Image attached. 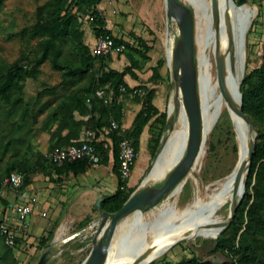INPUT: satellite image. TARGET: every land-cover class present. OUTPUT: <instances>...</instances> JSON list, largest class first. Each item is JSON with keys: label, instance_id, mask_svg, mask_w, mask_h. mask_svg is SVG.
<instances>
[{"label": "rangeland", "instance_id": "rangeland-1", "mask_svg": "<svg viewBox=\"0 0 264 264\" xmlns=\"http://www.w3.org/2000/svg\"><path fill=\"white\" fill-rule=\"evenodd\" d=\"M70 2L71 0H68L65 4L64 13L69 8L79 15L81 28L84 31V42L91 48L96 38V27L99 25L97 15L93 13V8L78 10L74 3ZM247 4L255 7L257 14L247 32L248 63L245 74L262 63L264 40V33L259 29L264 25V1L247 0ZM57 5L56 0H0V67L9 70L17 63L31 64L35 55L25 53L24 34L37 31ZM98 7L102 9L112 33L131 45L140 47L144 52V55H141L126 47L119 55H115L117 64L114 67L118 69H123L130 64L127 56L129 53L133 54L140 62V68L137 69L140 83L136 86L140 92L124 96L133 100L144 99L146 93L142 87L147 85L149 88H155V104L161 112L167 113V118L160 117L159 120H155L156 117H153L147 125V151H151V147L153 148L155 144L161 142L160 137L167 129L170 100L175 89L172 70L168 65L166 54L165 36L168 28L166 2L165 0H100ZM39 40L40 35H37L32 43L36 44ZM64 57H71L74 60L78 58V53L70 43L65 45ZM112 58L111 55L110 59ZM90 82L88 75L71 82L70 74L68 75L65 70L55 69L47 60L39 67L36 78H28L24 81V108L39 111L42 105L50 103L52 107L39 112L41 114H38V122L34 123L41 125L42 120L47 117L55 105L67 100L68 96L74 92L84 91L86 87L90 86ZM9 109L8 101L0 99V144L7 143L17 135V131L11 129L13 123L16 125L21 123L25 129L35 130L32 127L34 119L30 113L26 115L24 122L20 113L13 116L8 115ZM223 122L218 123L211 132L206 145L205 158L199 170L195 172V177L187 179L178 199L179 207H184L193 198L197 185L204 186L208 182L228 174L234 168L238 159V147H236L232 128L225 121ZM263 127L264 119L256 120L255 129ZM22 133L24 130L20 134ZM12 151L14 149H11L2 161L3 168L13 160ZM148 155L151 156L150 161L137 188L142 184L152 168L153 161H155L156 155L155 157H152L151 153ZM142 157L145 160L144 155ZM31 159L34 161L36 158ZM258 167L259 165L254 172L252 184L248 190L250 199L247 201L246 198L247 204L239 221L226 228L216 239L210 235L187 234L183 238L173 241L166 252L150 264H177L188 262L198 256L214 259L217 264H220L230 258L238 259L242 252H246L254 264H264V179L257 176ZM129 179L130 177L125 182L128 183ZM257 190L258 194H256ZM105 204L109 207L108 203ZM65 208V212H67L68 205ZM49 218L50 216L44 219L48 221ZM100 219L99 209L94 208L92 213H89L83 221L74 223L73 227L69 226L71 222L57 221L53 223L50 228V230H54L53 233L66 231L69 235L73 236L78 233L79 236L76 238L77 240L68 238V240H64L66 242L63 241L62 244L54 248L53 256L47 264H81L92 249V240ZM0 236L1 254L9 247L5 242L1 227ZM54 238L55 234H52L50 239ZM218 240L222 244V248H219L216 253L210 254ZM236 248L240 249L241 253H235L234 249ZM39 258L40 256H37L28 260V257V259L26 258L28 261L18 258L17 264H37Z\"/></svg>", "mask_w": 264, "mask_h": 264}, {"label": "trees", "instance_id": "trees-1", "mask_svg": "<svg viewBox=\"0 0 264 264\" xmlns=\"http://www.w3.org/2000/svg\"><path fill=\"white\" fill-rule=\"evenodd\" d=\"M68 0H56L57 6L53 8L48 18L34 33L30 32L24 34V51L25 53H32L35 55L30 65H22L17 63L11 69L6 70L0 67V99H6L10 104V109L7 114L10 116L21 114L22 120L25 122L26 115L30 113L34 119L32 127L35 130L27 128L24 125L13 123L12 130L17 131L14 139L7 143L0 144V178H4L13 171L26 172V186L30 184L31 177L35 173L45 172L48 168L53 167L58 173L73 171L75 173L85 171L88 168L107 163L110 159L109 148L105 146L104 141L98 138L104 132L106 127L111 129V136L114 140V156H115V170L119 174V186L115 193L106 196L101 204V207L107 211L115 212L119 210L124 203L129 199L130 195L135 191L136 187L129 188L124 179L120 176V160L118 147L121 140V129H114L111 127V121L116 120L119 124L123 119V103L120 98L123 94L122 87L127 88V92L123 95H131L137 87H131L126 75L131 74L133 77L137 76L136 70L140 68V62L131 53L127 56L130 64L123 69H118L110 65V57L97 58L92 54V47L90 48L83 39L84 31L81 28L80 17L77 13L72 12L69 8L64 13L65 4ZM264 1V0H263ZM100 0H71L78 10H85L93 8V13L97 15L98 26L96 27V36L101 34L104 18L97 12L96 6ZM109 33L112 34L111 29ZM40 35V40L36 44L32 40ZM116 43H125L126 47L132 49L134 52L144 55L143 50L130 44L121 37H114ZM71 44L78 53V58L75 60L71 57H64L65 45ZM262 63L260 66L253 68L249 73L245 74L244 80L241 84V91L243 93V111L248 114L254 126L256 127V120L264 119V40L262 49ZM47 60L51 62L55 69L65 70L70 74L71 82L80 80L82 76L88 75L90 78V86L86 87L82 92H74L68 96L67 100L61 101L55 105L49 112L47 117L42 120L41 125L34 124L38 122L39 112L45 111L46 108H51L50 103H45L39 111H33L24 108L25 99L23 91L25 88L24 81L28 78H36L38 76L39 67ZM154 77V75H153ZM98 86L104 87L108 92L113 91V99L110 103H105L103 99H97L91 111L89 98L95 92ZM146 93L145 98H137V101L143 102V108L137 114L134 127L131 131L126 132V135L133 140L136 150L139 152L140 139L145 127L149 124L153 117L159 120L160 117L167 118L166 112H161L160 108L155 104L156 89L149 88L147 85L142 87ZM135 95V94H134ZM92 113V117L89 115ZM96 133V146L101 156L99 163H93L88 159H79L72 162H65L63 165L44 162V154L39 151H34L28 155V150L32 148L31 139L40 131L49 130L51 133L50 149L61 148L73 144H78L81 134L86 127ZM15 127V128H14ZM24 133L20 134L21 132ZM33 130V131H32ZM67 130L66 133H64ZM162 138V137H160ZM155 144L151 147L152 157H155L157 148ZM12 151V161L3 168L2 161L7 153ZM31 158H36L34 161ZM257 176L264 179V127L257 128V138L255 144V151L252 159L251 170L246 181V193L242 202L240 203L237 214L233 222L227 227L233 226L242 218V212L246 207L247 201L250 199L248 193L249 187L252 184L254 172L257 166ZM123 187V188H122ZM2 184L0 180V193ZM259 191L257 190L258 194ZM3 202H6L2 198ZM105 203H108L109 207ZM98 209V207H96ZM53 231L50 233L52 236ZM50 236L45 239V243L50 240ZM1 238V236H0ZM217 238V237H214ZM222 248L220 241H216L214 248L210 254ZM235 253H241L240 249H234ZM18 257L11 247H7L0 254V264H17ZM177 264H217L214 259H207L206 257H196L188 262H180ZM220 264H254L252 258L246 253L242 252L238 259H229Z\"/></svg>", "mask_w": 264, "mask_h": 264}, {"label": "bare ground", "instance_id": "bare-ground-1", "mask_svg": "<svg viewBox=\"0 0 264 264\" xmlns=\"http://www.w3.org/2000/svg\"><path fill=\"white\" fill-rule=\"evenodd\" d=\"M216 1L217 10L213 7V0H181L195 12V66L203 125L208 131V138L220 122L225 121L232 128L238 147L237 162L228 174L204 186L197 185L193 198L184 207H179L178 199L187 180L171 190L157 206L124 216L117 225L104 264H150L161 257L173 241L187 234L219 237L235 204L245 195L248 173L245 171L238 182L236 168L248 159V145L253 131L235 108L240 106L237 87L243 72L242 25L248 16L251 25L257 9L249 4L239 6L235 0ZM167 24L166 54L168 65L172 68L174 50L181 33L178 21L168 14ZM218 56L225 62L228 97L218 80ZM247 56L246 42V68ZM169 110L176 116L175 125L146 177V185L161 187L167 174L183 159L188 149L189 118L182 93L176 89L173 90ZM205 155L206 152L199 157L187 179L195 177Z\"/></svg>", "mask_w": 264, "mask_h": 264}, {"label": "water", "instance_id": "water-1", "mask_svg": "<svg viewBox=\"0 0 264 264\" xmlns=\"http://www.w3.org/2000/svg\"><path fill=\"white\" fill-rule=\"evenodd\" d=\"M165 1L167 14L170 17H174L178 21L181 33L180 39L178 40L174 50L173 67L171 70L175 82V89L178 93H182L184 104L188 113L190 126L188 149L183 159L167 174V177L161 187H154L145 184L146 177L150 173V170L144 178L142 184L130 195L129 199L119 210L111 212L103 209L101 204L105 198L100 197L98 199L97 207L101 214V219L97 223L98 226L92 240V249L81 264H104L119 221L124 216L131 214L134 211L149 210L150 208L157 206L171 190L181 184L184 180H187L191 169L194 167L199 157L206 152L208 131L203 125V114L198 94L197 72L195 66V12L181 2V0ZM235 2L239 6L247 4V0H235ZM213 7L217 10L216 0H213ZM249 21L250 16L245 18L242 25L241 54L243 57V72L237 87L240 106L236 107L235 110L238 114L245 118L246 122L253 131V135L248 145L247 161L241 163L236 168V178L238 182L242 179L245 171L249 176L257 138V130L255 129V126L248 114H246L242 108L243 93L241 91V84L246 72L245 47ZM217 70L220 87L223 93H225L228 97L226 92V67L224 59L221 56H218L217 58ZM175 121L176 116L171 114L169 110L167 129L162 135L155 161L166 145L169 139V132L173 129ZM155 161H153L152 168ZM244 186H246V183ZM241 202L242 199H239V201L235 204L230 214V218L224 226L222 232L233 222ZM54 247L55 244L53 242L49 243L47 249L40 256L37 264H47L53 256Z\"/></svg>", "mask_w": 264, "mask_h": 264}, {"label": "crops", "instance_id": "crops-1", "mask_svg": "<svg viewBox=\"0 0 264 264\" xmlns=\"http://www.w3.org/2000/svg\"><path fill=\"white\" fill-rule=\"evenodd\" d=\"M259 29L264 33V25ZM115 55L119 54H112L114 58L110 59L112 67L117 64ZM136 73L138 74L137 70ZM125 78L133 88L140 83L138 75L133 77L131 74H127ZM120 101L123 103L124 115L120 123L121 132H128L133 129L135 118L143 108V102L126 98L124 95L121 96ZM147 130L148 127L146 126L141 135L138 159L127 183L129 188H137L150 161L151 156L149 157L148 154L151 151H147ZM66 132L67 130L64 133ZM98 139L104 141L105 146L110 149V159L107 163L94 165L78 173L73 171L58 173L55 168L50 167L45 172L33 174L30 184L25 189L17 193L10 190L4 193L3 198L6 202H3V204L6 207L11 205L15 199L32 200L38 205L37 212L30 216V233L22 234L19 237L20 249L15 252L18 258L26 261L29 257L28 260H32L33 257L41 256L51 242L56 243L54 247L56 248L68 238L77 240L78 233L71 236L65 231L63 233H53L55 238L53 240L50 239L47 243L44 242L50 236V233L54 232L53 229L50 230L53 223L57 221L61 223L71 222L69 226L73 227L74 223L83 221L89 213H92L94 208L97 210V201L100 197L105 198L115 193L119 186V174L115 170L114 140L111 136V129L106 127ZM31 144L32 148L28 150V155L34 151H39L43 154L47 152L51 144L50 131L38 132L31 139ZM142 155H144L145 160H143ZM67 205L68 211L65 212ZM42 211H46L47 214L43 216L41 214ZM48 216H50L49 220L45 221L46 219L44 218ZM47 230L50 231L48 232Z\"/></svg>", "mask_w": 264, "mask_h": 264}, {"label": "built area", "instance_id": "built-area-1", "mask_svg": "<svg viewBox=\"0 0 264 264\" xmlns=\"http://www.w3.org/2000/svg\"><path fill=\"white\" fill-rule=\"evenodd\" d=\"M96 10L104 18L105 24L102 27V33L95 38L94 45L92 46V54L97 58L105 57L108 59V57L114 53L120 54L123 52L126 48V44L115 42L114 37L117 35L109 33L110 27L108 26V21L102 9L98 7V4ZM122 92L123 94L126 93L127 88L122 87ZM138 92H140V90L135 88L131 95L137 94ZM97 99H103L105 103H110L113 99V91L108 92L104 87L98 86L89 98L91 111ZM89 117H92V113ZM111 127L114 129H122L121 125L116 120L111 121ZM96 139L95 131L86 125L78 144L48 150L44 153L43 161L63 165L65 162L88 159L93 163H99L101 156L96 146ZM119 147L120 176L122 179L126 180L131 176L139 154L133 140L126 135L125 131L121 132ZM26 176V172L13 171L4 178H0L2 184L0 193V227L5 237L6 244L13 248L15 252L20 249L19 237L31 231L30 216L37 212L38 205L32 200L23 201L15 199L11 205L6 207L1 198L4 197V193L8 190L17 193L25 189ZM41 214L45 216L47 213L46 211H42Z\"/></svg>", "mask_w": 264, "mask_h": 264}]
</instances>
